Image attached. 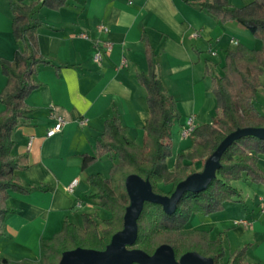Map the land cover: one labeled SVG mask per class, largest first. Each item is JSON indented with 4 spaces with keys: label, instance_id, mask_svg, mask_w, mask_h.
Masks as SVG:
<instances>
[{
    "label": "crops",
    "instance_id": "crops-1",
    "mask_svg": "<svg viewBox=\"0 0 264 264\" xmlns=\"http://www.w3.org/2000/svg\"><path fill=\"white\" fill-rule=\"evenodd\" d=\"M186 1L67 0L58 9L41 6L35 11L33 18L43 23L37 30L38 47L48 63L36 67L33 79L39 87L25 99L30 112L15 128L12 148L19 182L32 190L11 192L4 202L13 212L4 218L0 258L38 264L40 240L60 231L64 220L82 227V212L110 217L109 211L89 198L95 188L87 177H106L112 162L102 156L83 170L81 163L84 155L95 153L104 122L113 116L127 128L129 139L137 144L143 141L148 107L146 91L136 77L147 71L142 31L156 52L158 77L181 115L172 126L169 169L174 156L191 146L190 137L179 133L185 119L193 117L196 126L211 122L216 103L206 68L214 75L222 74L224 51L233 41H245L254 49L262 42L235 22L222 24ZM252 1L229 3L240 7ZM9 2L0 0V57L10 60L19 45L12 35ZM100 25L108 31L100 30ZM104 41L111 43V49L95 60L97 44ZM5 82L0 69V92ZM259 108L264 112V97ZM3 109L0 102V112ZM57 117L63 120L61 130L46 136ZM258 167L264 174V155L259 156ZM195 168L199 172L200 163ZM73 180L77 182L69 191L66 187ZM233 185L241 194L237 202L225 203L222 211L208 216L193 214L186 227L208 231L211 239L222 233L226 258L248 245L245 262L264 264V212L259 204L264 184L242 178Z\"/></svg>",
    "mask_w": 264,
    "mask_h": 264
},
{
    "label": "trees",
    "instance_id": "trees-1",
    "mask_svg": "<svg viewBox=\"0 0 264 264\" xmlns=\"http://www.w3.org/2000/svg\"><path fill=\"white\" fill-rule=\"evenodd\" d=\"M67 0H41V2H9L12 15V35L18 43L12 59L0 57V69L6 82L0 92L4 109L0 112V238L4 235L6 215L13 212L4 202L11 192L28 194L32 188L19 182L18 169L12 155L13 133L17 125L30 112L25 103L28 94L39 87L33 79L37 65L48 63L40 54L37 30L43 23L33 18L35 11L45 6L58 9ZM190 6L205 12L224 24L235 22L247 30L262 45L248 48L237 42L224 51L222 74L210 76L209 91L215 98V116L211 122L195 127L190 134L191 146L174 156L172 169L167 160L172 156V126L180 118L176 101L168 95L157 74L156 52L145 31L141 41L144 46L147 71L139 72L137 80L146 91L148 117L143 126V141L137 144L127 136L117 116L104 122L95 153L84 155L81 169L107 156L111 163L108 175L93 174L87 182L95 188L89 198L110 212V217L100 219L97 214L82 212V227L64 220L62 228L48 239L40 240L38 264H58L62 254L76 248L104 250L112 236L123 228V217L129 205L125 180L137 175L149 182L155 194L169 196L176 185L189 175L200 171L207 158L221 141L239 128H264V112L256 104L264 76V0L232 7L229 0H192ZM264 155V140L244 135L234 140L221 154L216 175L200 192H185L180 197L175 212L166 213L157 203L145 201L137 219V238L133 246L152 255L161 245H169L176 260L188 252H195L213 260V264H262L245 262L248 245L225 256L223 234L214 239L208 231L188 229L187 222L193 214L208 216L224 209L225 203L237 202L240 191L233 182L248 178L255 184H264V174L258 167V159ZM170 185L165 191L161 185ZM0 264H32L27 259L11 261L0 258ZM136 264V263H133Z\"/></svg>",
    "mask_w": 264,
    "mask_h": 264
},
{
    "label": "water",
    "instance_id": "water-1",
    "mask_svg": "<svg viewBox=\"0 0 264 264\" xmlns=\"http://www.w3.org/2000/svg\"><path fill=\"white\" fill-rule=\"evenodd\" d=\"M244 135H253L264 140V128H239L229 133L207 158L203 169L189 175L179 182L169 195L155 194L148 181L137 175H129L125 187L129 197V205L123 217L122 230L115 233L104 250L76 248L62 254L58 264H213V260L195 252L183 254L179 260L174 257L173 249L163 244L152 255L131 248L137 238V219L145 201L160 204L163 210L172 214L177 203L185 192H200L208 186L216 175L219 159L223 151L236 139Z\"/></svg>",
    "mask_w": 264,
    "mask_h": 264
},
{
    "label": "built area",
    "instance_id": "built-area-1",
    "mask_svg": "<svg viewBox=\"0 0 264 264\" xmlns=\"http://www.w3.org/2000/svg\"><path fill=\"white\" fill-rule=\"evenodd\" d=\"M99 29L102 31H108V28L105 25H100ZM82 37L86 38L85 34L81 35ZM236 41H233L232 44H236ZM98 46V50L97 52L94 54V59L95 60H100L102 54H106L110 51L111 49V43L104 41L102 43H100ZM122 64H124V60L121 62ZM85 121L82 120L80 122V124H83ZM63 120L60 117L56 118V122L54 123V125L52 127H50L49 129H47L46 131V136H52L55 133H57L58 131L61 130V126H62ZM196 125L194 124V119L191 116H188L185 121L180 125L179 127V133L181 137H189L190 134L193 132V130L195 129ZM77 180H73L66 188L67 190H71L72 187L76 184ZM259 204H260V210L261 212H264V197H261L259 199Z\"/></svg>",
    "mask_w": 264,
    "mask_h": 264
},
{
    "label": "rangeland",
    "instance_id": "rangeland-1",
    "mask_svg": "<svg viewBox=\"0 0 264 264\" xmlns=\"http://www.w3.org/2000/svg\"><path fill=\"white\" fill-rule=\"evenodd\" d=\"M245 31H246V33H248L249 36L251 35L247 30H245ZM251 36H252V35H251ZM252 37H253V36H252ZM238 38H239V37H238ZM244 42H245V41H242L241 44L244 45ZM261 82H262V87L259 89V98H258V104H257L258 106H260V101H261V99L264 97V76L261 77ZM195 169H197V168H195ZM165 186H166V185H165ZM169 187H170V185L164 187L163 189H164L165 191H167V190L169 189ZM224 251H225V249H224ZM226 253H227V255H228V254H229V251L227 250ZM225 255H226V254H225Z\"/></svg>",
    "mask_w": 264,
    "mask_h": 264
}]
</instances>
